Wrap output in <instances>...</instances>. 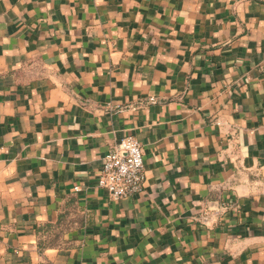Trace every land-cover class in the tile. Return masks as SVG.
<instances>
[{"label": "crops", "instance_id": "obj_1", "mask_svg": "<svg viewBox=\"0 0 264 264\" xmlns=\"http://www.w3.org/2000/svg\"><path fill=\"white\" fill-rule=\"evenodd\" d=\"M258 171L264 0H0V264H264Z\"/></svg>", "mask_w": 264, "mask_h": 264}, {"label": "built area", "instance_id": "obj_2", "mask_svg": "<svg viewBox=\"0 0 264 264\" xmlns=\"http://www.w3.org/2000/svg\"><path fill=\"white\" fill-rule=\"evenodd\" d=\"M99 186L113 200L129 198L142 192L145 173L143 148L132 135H126L104 156Z\"/></svg>", "mask_w": 264, "mask_h": 264}, {"label": "rangeland", "instance_id": "obj_3", "mask_svg": "<svg viewBox=\"0 0 264 264\" xmlns=\"http://www.w3.org/2000/svg\"><path fill=\"white\" fill-rule=\"evenodd\" d=\"M253 178L257 182L258 191L264 192V172H256Z\"/></svg>", "mask_w": 264, "mask_h": 264}]
</instances>
